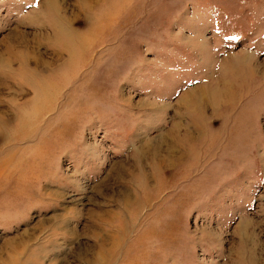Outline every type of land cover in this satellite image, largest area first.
Masks as SVG:
<instances>
[{"label":"rangeland","instance_id":"374dc122","mask_svg":"<svg viewBox=\"0 0 264 264\" xmlns=\"http://www.w3.org/2000/svg\"><path fill=\"white\" fill-rule=\"evenodd\" d=\"M48 1L0 0V264H264V0Z\"/></svg>","mask_w":264,"mask_h":264},{"label":"bare ground","instance_id":"6f19581e","mask_svg":"<svg viewBox=\"0 0 264 264\" xmlns=\"http://www.w3.org/2000/svg\"><path fill=\"white\" fill-rule=\"evenodd\" d=\"M48 3L55 6V4H53L51 2V0H49ZM25 60H27V59H25ZM25 60L22 59V61H23L22 64L25 63ZM20 69L22 70V68H20ZM22 71H21V73H22ZM21 73H19V74H21ZM36 82H38V81H36ZM48 82L45 80H41L37 84V85H39V88L36 90L34 97H39L40 95H42V96L46 95V97H48L47 96L48 95L47 89L49 88L47 86ZM220 84H222L220 86V90H215L216 94H213V98H211L213 101L217 100L218 98L219 99L220 98L225 99L228 97V99H229V96L232 95L233 91H231L230 85H226V84H229L228 79H225L224 82L222 81ZM217 89H219V88H217ZM209 94H210V92H209ZM203 96H205L204 92H202L201 90H198V88H194L193 90L187 92L182 97V102L184 103L185 107H187L191 103L199 105V102H200V104L202 102H204ZM36 99L31 100L33 105L37 104V102H35ZM31 102H29V103H31ZM40 108H41V106H38L37 111L40 110ZM21 120H23V118H21ZM196 137H197V134H194L193 131L186 130V127H184V126H183V128H181V126L179 124L178 126L174 125V127H172L167 133H165L159 139V142L157 143L156 147L153 148V150L155 148L165 146L166 149L165 148L164 149L166 150V153L162 155L160 152V148H159L157 150V152H159L157 157L151 158L150 162H151V166H152L154 172L159 174L160 177L157 175L158 180L155 182V185L151 190H149L147 188L146 182L141 183L143 193L141 194L140 198L136 199L135 203L137 204V206L134 209L136 211V213L139 211L140 208H142V206L144 204L148 203V205H150L152 198L154 196L158 195L164 189H166L167 185L165 183H167V182L165 180H163L164 179L163 174H165L166 172L172 173L174 171V169L176 168L174 165H178V167L179 166L183 167V164L180 165L181 164L180 161H182L181 158L183 157L184 152L187 150V145L189 146L191 144V146H192V143H196L195 142ZM148 145H149V143L146 146H142V148L137 151L138 156L143 157L147 161L149 160V155H150ZM175 147L177 148V151L174 150ZM146 153H148V155H145ZM92 215L94 217H97L96 219L98 221L102 220L104 223H108L111 220V219L106 217V214H103L97 210L93 211ZM150 234H152V232H149V235ZM147 235H148L147 231H144L143 234L141 233L139 235V238L146 237ZM250 261L253 264H255V259L252 260V257L250 258Z\"/></svg>","mask_w":264,"mask_h":264}]
</instances>
